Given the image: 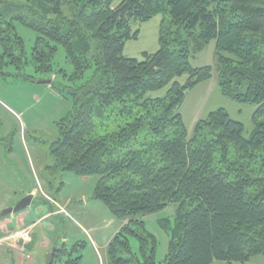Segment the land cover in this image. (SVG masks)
I'll return each mask as SVG.
<instances>
[{
  "label": "trees",
  "instance_id": "16d2710c",
  "mask_svg": "<svg viewBox=\"0 0 264 264\" xmlns=\"http://www.w3.org/2000/svg\"><path fill=\"white\" fill-rule=\"evenodd\" d=\"M113 1L0 0V75L33 64L73 83L64 87L73 109L50 151L56 171L99 177L94 198L126 221L108 245L109 264H250L264 257V0ZM161 15L170 18L161 48L143 61L125 57V43L138 35L131 23ZM17 23L37 33L31 58ZM212 42L222 94L257 107L248 138L224 109L199 121L192 135L179 113L187 91L212 77L211 67L192 68L191 46ZM60 47L70 77L54 65ZM165 88L164 96L153 95ZM171 205L174 220L160 222L170 241L159 263L157 238L143 219ZM70 254L57 248L52 264H79Z\"/></svg>",
  "mask_w": 264,
  "mask_h": 264
},
{
  "label": "rangeland",
  "instance_id": "374dc122",
  "mask_svg": "<svg viewBox=\"0 0 264 264\" xmlns=\"http://www.w3.org/2000/svg\"><path fill=\"white\" fill-rule=\"evenodd\" d=\"M122 1L114 0L113 6H118ZM63 11L69 15V7ZM164 20L169 25L170 18L167 15L157 16L144 23L132 22L131 31L138 35L136 39L125 43L123 55L143 61L145 53H156L161 48ZM16 28L18 35L25 41L27 56L31 58L37 33L21 23H17ZM195 45L191 46L192 68L211 67L212 77L189 89L179 108L189 135L194 132L196 124L206 120L211 112L224 109L233 119L243 123L244 135L250 137L255 130L253 116L257 107L225 97L219 86V60L215 43H210L202 50H198ZM54 65L56 69L64 70L68 77L73 73V67L61 47L54 58ZM4 72L6 76L0 75V213L15 207L29 196V191L35 189L37 196L27 210L32 209L36 214V210L41 211L42 208L43 213L51 214L42 219L34 231L36 242L34 255H31L34 262L29 260L30 255L24 248H16L15 257L10 248L0 245V264H19L16 258L27 260L26 264H47L48 253L52 254L62 247L70 250L69 259L75 261L81 257L79 264H108L106 241L126 221L114 217L104 203L94 198L99 177L84 178L72 172L56 171L55 159L50 151L52 144L60 138L59 122L73 109L71 95L65 90L66 87H73V83L66 82L61 76L56 78L38 73L33 64L21 70L7 67ZM89 75L90 72L87 73ZM188 80V75L182 77L183 83ZM63 88L64 91L61 90ZM167 89L153 95L164 96ZM57 204L66 213L55 214L60 210ZM176 209L177 205H171L143 219L146 228L157 238L156 259L159 263L166 260L170 241L160 222L165 219L173 221ZM24 212L26 210L15 216ZM41 215L36 214L35 219ZM9 219L13 217L0 218V222ZM43 239L51 240L53 244L40 247ZM93 240L98 251L94 248ZM132 244L137 251L135 240ZM65 260L63 264H69ZM250 264H264V257L255 256Z\"/></svg>",
  "mask_w": 264,
  "mask_h": 264
},
{
  "label": "crops",
  "instance_id": "0c3cea01",
  "mask_svg": "<svg viewBox=\"0 0 264 264\" xmlns=\"http://www.w3.org/2000/svg\"><path fill=\"white\" fill-rule=\"evenodd\" d=\"M27 195H33L34 199H35L37 196V193L34 189V190L29 191L27 193ZM57 206L60 208V210L55 212V214L61 213V208H63V207L59 206V204H57ZM40 210L41 211L36 210L37 216L41 215V213H42L41 217L38 218L37 220L35 219L36 214H34V211L31 209V210H26V212H24L20 216H15V215L11 216V217H13L12 220L9 219V221L0 222V245H5L6 247L10 248L11 252L13 253V255L15 257H17L16 248L17 249L18 248L19 249L24 248L27 251V253L30 255L29 260L31 259L33 262L35 261L33 259V257H31V255H34V245L36 242V237H35L34 231L36 230V227L38 225H40L41 220L51 214V213H45V212L43 213L44 210L42 208ZM64 211L66 213V210H64ZM20 221H22V223H20ZM26 229H29V230H26ZM120 230H118V229L115 230L114 233H112L113 235H112L111 239H110V237L107 239V241H106L107 247H108L110 241L120 232ZM86 233L88 234L87 231H86ZM52 244H53V241L43 239L40 247H42L44 245H45V247H49ZM93 245H94V248L98 251V248L96 247L94 240H93ZM50 254L51 253H48V256ZM107 259H108V254H107ZM16 261H19L20 262L19 264H26L27 260H22L21 258L19 260L16 258ZM216 263L217 262H215L214 264H216ZM108 264H109V259H108Z\"/></svg>",
  "mask_w": 264,
  "mask_h": 264
},
{
  "label": "water",
  "instance_id": "95a60500",
  "mask_svg": "<svg viewBox=\"0 0 264 264\" xmlns=\"http://www.w3.org/2000/svg\"><path fill=\"white\" fill-rule=\"evenodd\" d=\"M33 200H34L33 195L27 196L25 199L19 202L15 207L9 208L3 211L2 213H0V218H5L27 210L31 206ZM53 253L48 256L47 264L53 263Z\"/></svg>",
  "mask_w": 264,
  "mask_h": 264
},
{
  "label": "built area",
  "instance_id": "2783aa9c",
  "mask_svg": "<svg viewBox=\"0 0 264 264\" xmlns=\"http://www.w3.org/2000/svg\"><path fill=\"white\" fill-rule=\"evenodd\" d=\"M62 213H65V211L64 210H62ZM28 234V233H27Z\"/></svg>",
  "mask_w": 264,
  "mask_h": 264
}]
</instances>
